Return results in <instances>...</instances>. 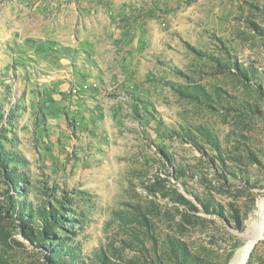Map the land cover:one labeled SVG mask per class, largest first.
<instances>
[{
	"label": "rangeland",
	"instance_id": "374dc122",
	"mask_svg": "<svg viewBox=\"0 0 264 264\" xmlns=\"http://www.w3.org/2000/svg\"><path fill=\"white\" fill-rule=\"evenodd\" d=\"M262 203L264 0H0V264H229Z\"/></svg>",
	"mask_w": 264,
	"mask_h": 264
},
{
	"label": "bare ground",
	"instance_id": "6f19581e",
	"mask_svg": "<svg viewBox=\"0 0 264 264\" xmlns=\"http://www.w3.org/2000/svg\"><path fill=\"white\" fill-rule=\"evenodd\" d=\"M260 219L251 223L247 232L243 235L245 243L243 247L235 254L229 264H244L252 244L264 229V203L260 205ZM263 236V235H262Z\"/></svg>",
	"mask_w": 264,
	"mask_h": 264
}]
</instances>
